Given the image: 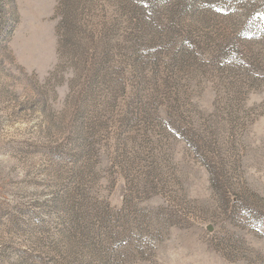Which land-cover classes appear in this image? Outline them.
<instances>
[{
  "label": "rangeland",
  "instance_id": "374dc122",
  "mask_svg": "<svg viewBox=\"0 0 264 264\" xmlns=\"http://www.w3.org/2000/svg\"><path fill=\"white\" fill-rule=\"evenodd\" d=\"M0 264H264V0H0Z\"/></svg>",
  "mask_w": 264,
  "mask_h": 264
}]
</instances>
